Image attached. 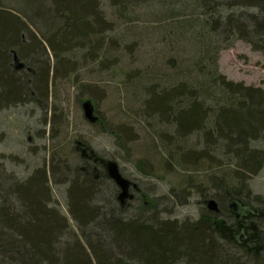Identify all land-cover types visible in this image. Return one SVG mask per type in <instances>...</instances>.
<instances>
[{
    "label": "rangeland",
    "instance_id": "374dc122",
    "mask_svg": "<svg viewBox=\"0 0 264 264\" xmlns=\"http://www.w3.org/2000/svg\"><path fill=\"white\" fill-rule=\"evenodd\" d=\"M13 1L0 0V10L14 12ZM27 1L19 0L17 9L23 11ZM131 4V9L120 12L110 0L98 1L106 24L100 31L104 42L96 50L85 39L75 40L69 52L55 51L43 39V47L38 45L26 55L17 47L11 49L15 54L11 53L9 67L17 70L16 77L26 89L17 101H0V190L46 173L47 207L65 219L62 243L56 246L60 251L67 245L86 244L88 236L95 239L93 233L96 239L103 236L101 244L107 252L119 254L109 234L97 228V221L82 228L70 212L69 187L74 171L83 164L82 156L90 155L102 165L96 166L101 192L94 204L127 220L143 216L178 225L193 223L201 215L216 212L207 205L215 200L217 212L219 207L223 211L217 217L230 222L223 216L228 204L219 202L222 193L217 187L223 174L238 169V160L223 151L198 153L205 145L199 132L187 138L197 153L167 157L164 142L172 139L174 128L163 124L148 101L164 88L203 83L215 67L228 81L264 90V43L255 31L261 10L239 0L223 1L219 10L211 3L208 7L215 6V11L196 0H166L165 4L134 0ZM228 22L247 29L249 40L240 34L228 35ZM34 35L41 38L29 26V31L21 33V42L31 43ZM210 88L205 108L222 92ZM196 94L198 100L204 98ZM87 101L94 106L96 122L85 116ZM252 146L264 151V139ZM110 161L131 182L132 199L124 200L122 213L117 212L120 189L106 167ZM212 173L216 186L208 183ZM246 180L250 199L264 196V164Z\"/></svg>",
    "mask_w": 264,
    "mask_h": 264
},
{
    "label": "trees",
    "instance_id": "16d2710c",
    "mask_svg": "<svg viewBox=\"0 0 264 264\" xmlns=\"http://www.w3.org/2000/svg\"><path fill=\"white\" fill-rule=\"evenodd\" d=\"M18 1H13L14 12L0 10V101L5 103L19 100L26 89L16 77L17 70L9 67L11 53L15 54L12 48L17 47L19 53L26 55L38 45L43 47L42 39L53 50L64 48L65 52L72 49L77 39L89 41L95 50L104 42L100 31L106 21L97 8L99 0H30L24 3L23 11L17 9ZM110 1L122 12L121 8L131 9L134 0ZM223 1L226 0H196L203 8L213 11L217 8L208 6L215 3L219 10ZM239 1L257 5L261 10L255 31L264 43V0ZM29 26L41 38L34 35L31 43L23 44L21 33L29 31ZM226 33L240 34L249 40L248 31L242 25L228 22ZM209 74L203 83L192 87L185 84L162 89L151 96L148 105L163 124L174 128L172 139L164 142L167 157L174 159L178 153H197V149L188 146L187 138L199 132L205 145L198 153L223 151L238 160V169L223 174L217 187L222 193L219 202L228 204L224 212L227 214L223 216L230 222L217 217L223 213L221 207L218 212L209 211L196 222L183 225L155 217L127 220L112 209L108 211L105 206L94 204L101 192L98 190L100 177H96L99 161L90 155L82 156L83 164L80 170L74 171L69 187L70 212L82 228L97 221V228L109 234L119 254L113 256L107 252L101 244L105 241L103 236L96 239L93 233L95 239L88 236L86 244L67 245L60 251L56 246L62 243L64 235L60 230L65 219L47 207L46 201L50 199L47 176L37 173L24 184L0 190L3 193L0 196V264H132V261L136 264H264V196L250 199L246 185V179L257 174L264 164V151L252 146L264 139V90L228 81L216 67ZM210 87L222 92L213 105L205 108ZM195 94L204 98L200 101ZM212 176L213 173L208 175V183L216 186ZM112 199L116 204L115 198ZM123 206L117 212H124ZM146 206L144 202L143 208Z\"/></svg>",
    "mask_w": 264,
    "mask_h": 264
},
{
    "label": "water",
    "instance_id": "95a60500",
    "mask_svg": "<svg viewBox=\"0 0 264 264\" xmlns=\"http://www.w3.org/2000/svg\"><path fill=\"white\" fill-rule=\"evenodd\" d=\"M15 61H17V57L15 55ZM83 109L85 112L86 118L91 122H96L97 117L94 115V106L90 101H87L83 104ZM107 171L109 177L115 181L116 185L119 187L120 192L118 199L121 201V204L124 205V200L131 198L132 195L130 194L131 182L126 179L121 172L119 171L118 164L116 162H108L106 164ZM135 187V185H133ZM208 208L210 210L216 211L218 210V206L215 200L208 201Z\"/></svg>",
    "mask_w": 264,
    "mask_h": 264
}]
</instances>
